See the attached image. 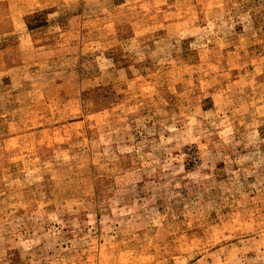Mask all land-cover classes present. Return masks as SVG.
<instances>
[{
  "label": "rangeland",
  "instance_id": "rangeland-1",
  "mask_svg": "<svg viewBox=\"0 0 264 264\" xmlns=\"http://www.w3.org/2000/svg\"><path fill=\"white\" fill-rule=\"evenodd\" d=\"M0 264H264V0H0Z\"/></svg>",
  "mask_w": 264,
  "mask_h": 264
}]
</instances>
